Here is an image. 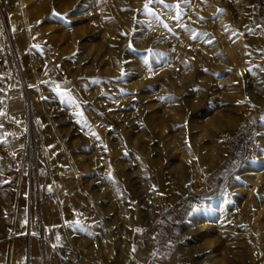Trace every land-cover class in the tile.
Returning a JSON list of instances; mask_svg holds the SVG:
<instances>
[{
    "label": "rangeland",
    "instance_id": "1",
    "mask_svg": "<svg viewBox=\"0 0 264 264\" xmlns=\"http://www.w3.org/2000/svg\"><path fill=\"white\" fill-rule=\"evenodd\" d=\"M252 121L264 0H0V244L52 193L44 249L264 264V131L227 152Z\"/></svg>",
    "mask_w": 264,
    "mask_h": 264
},
{
    "label": "crops",
    "instance_id": "2",
    "mask_svg": "<svg viewBox=\"0 0 264 264\" xmlns=\"http://www.w3.org/2000/svg\"><path fill=\"white\" fill-rule=\"evenodd\" d=\"M49 201H41L39 207L25 212L26 205L15 198L14 220L4 234L6 239L0 244V264H139L138 249H67L62 246L61 229L54 228V249H44L39 241V232L44 231V223L55 221L45 212ZM61 220V218L59 219ZM136 220H134L135 222ZM41 229V230H40Z\"/></svg>",
    "mask_w": 264,
    "mask_h": 264
},
{
    "label": "built area",
    "instance_id": "3",
    "mask_svg": "<svg viewBox=\"0 0 264 264\" xmlns=\"http://www.w3.org/2000/svg\"><path fill=\"white\" fill-rule=\"evenodd\" d=\"M259 125V121H252L243 123L236 128L227 142V152L231 157L247 161L255 156L260 149L257 140ZM46 198L52 200L54 195L49 193Z\"/></svg>",
    "mask_w": 264,
    "mask_h": 264
},
{
    "label": "bare ground",
    "instance_id": "4",
    "mask_svg": "<svg viewBox=\"0 0 264 264\" xmlns=\"http://www.w3.org/2000/svg\"><path fill=\"white\" fill-rule=\"evenodd\" d=\"M263 131H264V125L263 124H261V125H259V129H258V135H257V140H258V142L259 141H261V138H262V135H263ZM259 156V150H258V152L255 154V157H258ZM252 159V158H251ZM251 159H249V160H251ZM249 160H247V161H249ZM253 161H255L256 160V158L254 159V157H253V159H252ZM149 216V215H148ZM152 217H150V219H151Z\"/></svg>",
    "mask_w": 264,
    "mask_h": 264
},
{
    "label": "snow or ice",
    "instance_id": "5",
    "mask_svg": "<svg viewBox=\"0 0 264 264\" xmlns=\"http://www.w3.org/2000/svg\"><path fill=\"white\" fill-rule=\"evenodd\" d=\"M151 2H152V0H149V3H151ZM156 2L157 3H164V0H156ZM165 7H171V6L170 5H165ZM145 8L146 9L148 8V5L147 4L145 5ZM149 13L150 14H154V13H151L150 10H149ZM57 239H59V238H57Z\"/></svg>",
    "mask_w": 264,
    "mask_h": 264
}]
</instances>
